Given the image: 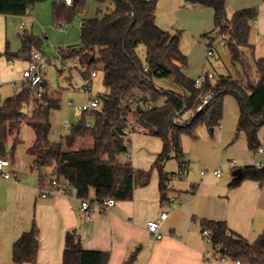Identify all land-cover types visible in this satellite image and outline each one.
Masks as SVG:
<instances>
[{"label": "trees", "instance_id": "1", "mask_svg": "<svg viewBox=\"0 0 264 264\" xmlns=\"http://www.w3.org/2000/svg\"><path fill=\"white\" fill-rule=\"evenodd\" d=\"M46 0H0V13L24 16L37 3ZM88 0H53L52 13L55 25L63 28L84 13ZM98 5L109 3L103 11L98 7L93 17L81 21L80 41L62 49L64 59L76 58L84 70L83 77L92 78V72L103 65V84L106 91L100 95L99 109L84 111L72 125L70 133L59 143L49 139L51 111L60 106L57 97L48 93L47 83L41 99L29 83L20 91L5 99L0 105V157L8 158L7 145L14 156L24 123L34 131V140L28 151L34 155L33 167L52 164L53 177L65 179L79 199H89L92 204L105 198L115 200L132 198L136 185H147L150 170L136 169L131 162L119 157L128 153L130 137L124 133L129 123L132 132H143L161 139L162 148L157 153L153 167L159 173V191L162 204L170 203L167 187L173 173L165 170V163L175 158L179 172L188 168L181 144L182 136L194 137L200 126H206L213 134L223 118L224 100L227 94L236 96L239 116L232 142L244 134L247 146L255 150L261 145L259 132L264 127V56L250 62L248 53L254 46L250 42L251 24L258 15V7H248L228 16V0H185L194 6L210 7L214 12V29L205 33L209 38L229 32L228 49L234 65L242 67V78L219 75L197 88L194 79L188 77L185 68L188 57L180 48L179 34L164 30L156 22L158 0H94ZM21 48L4 51L12 59H30L33 50L42 51L44 38L34 33L21 35ZM145 46L146 57L138 53L139 45ZM157 79H172L184 89L178 93L156 84ZM207 95L205 104L202 96ZM34 100L32 114L23 107ZM200 107L186 123L174 121L177 111ZM87 116L94 123L88 124ZM81 138H91L90 148L75 149ZM48 149H50L48 151ZM45 179L40 176V182ZM264 182V166L256 164L243 167L242 175L234 178L229 187L239 186L244 180ZM95 195L91 197V191ZM202 227L210 230L212 243L231 260L245 264H264V232L254 241L233 231L224 220L204 218ZM39 249V227L35 218L30 228L13 243L12 259L15 264H36ZM137 249L123 264H133ZM109 253L104 250L84 248L77 228L65 235L62 264H108Z\"/></svg>", "mask_w": 264, "mask_h": 264}, {"label": "crops", "instance_id": "2", "mask_svg": "<svg viewBox=\"0 0 264 264\" xmlns=\"http://www.w3.org/2000/svg\"><path fill=\"white\" fill-rule=\"evenodd\" d=\"M35 5L26 15L19 17H27L32 31L37 30V21L45 23L47 29H50L51 4ZM253 6L258 7L259 11L251 24L250 42L254 48L249 54L258 58L264 56V0H228L227 12L228 16L232 17L235 11ZM110 7L111 5L108 8ZM194 7L197 13L210 16V12H203V7ZM19 28L28 32V28L23 22ZM206 40L208 41V37ZM0 56L5 57L8 61L15 60L8 59L4 52H1ZM22 60H27V68L29 60ZM261 130L259 132L260 146L264 147L260 136ZM145 141L147 144L155 143L156 145L151 150H143L142 163H135L140 151L134 155L131 153L129 157H134L135 162H133L136 167L151 171L149 183L136 185L132 198L116 200L115 204L104 212L93 208L89 219H86L81 209V199L76 196L73 189L69 195L60 194L51 198L39 197L37 189L41 183L40 176L42 174L36 180L33 179V176L32 180L29 177L22 178L15 171L11 161L9 170L15 174L11 179L0 178V208L11 214L7 220L5 219L0 224V264H15L12 259L13 243L30 228L31 221L24 219L26 216L19 219L24 214L23 203L26 194L29 199L36 194L34 198L32 197L34 216L39 227V249L36 264H62L65 235L71 228L78 229L84 248L107 251L109 253L108 264H123L125 259L136 249L137 253L133 264H218L215 261L207 260L204 255L207 250L211 249L202 233L204 218L226 221L231 230L246 237L249 241H254L264 232V182L260 184L258 181L246 179L237 187H229V183L236 178L235 170L246 165H253L247 162L240 163L249 157L242 150L244 144L247 146L244 134L241 133L234 142H230L231 151L238 157V159H229L230 176L224 177L223 172L220 176H216L212 170H208L205 175H202L200 170L198 173H192L189 171L191 160L188 156H185L188 161L187 170L179 172V166L177 170H169L167 169L169 159L165 163V170L173 173V181L170 182L173 189L170 192L171 202L165 204H162L160 200L159 173L152 164L157 153L161 150L162 144L154 138ZM92 145L91 138H81L77 141L75 149L90 148ZM254 151L252 150L251 157H254L255 163L256 161L261 162L264 155L255 157ZM119 159L121 160V156ZM233 159L236 160L235 163L232 162ZM195 162L198 164V161ZM199 164H201L200 161ZM32 168L37 167H33L32 163ZM94 195L95 192L92 190L91 197ZM163 212L166 213V216L160 224L162 237L156 238L148 229L147 223L158 218ZM226 264L236 263L228 260Z\"/></svg>", "mask_w": 264, "mask_h": 264}, {"label": "rangeland", "instance_id": "3", "mask_svg": "<svg viewBox=\"0 0 264 264\" xmlns=\"http://www.w3.org/2000/svg\"><path fill=\"white\" fill-rule=\"evenodd\" d=\"M52 1L53 0H46L44 1L45 3L41 2L35 5L51 4L50 29H47L45 23L37 21L38 28L36 31H32L27 17L0 14V53L4 52L6 48L11 51H18L21 48V35L25 32L19 28L22 22L26 24L28 33L33 32L39 37H46L42 45V51L50 56L52 61L43 69V78L47 83L48 93L52 97H57L60 101V106L53 109L50 114L51 132L49 139L53 143H59L62 137L70 133L72 125L83 116L84 112H79L76 106L87 103L89 98H99L100 95L106 91V87L103 84L102 64L98 65L96 70L97 75L92 77V81L90 82L91 89L88 91L84 87L88 80H86L81 73L85 65L82 66L76 58H68L64 60L68 67L62 70V64L60 62V60H62L61 52L57 51V49H65L70 45L79 43L82 19L84 17L95 16L98 7L105 11L109 3L98 5L94 0H88L87 8L83 14L77 16L63 28H58L53 20ZM112 6L113 4H111V7ZM203 8V12H210V16L209 14L203 15L202 13H197L194 5L187 3L185 0H158L156 22L162 29L168 30L173 34H179L180 48L188 57V66L185 69V73L188 77L195 80L204 70H215L217 75H230L234 78L241 79L243 74L242 67L239 64L234 65L232 63L228 48L223 50L219 49L220 58L218 62L212 63L211 59L210 61L207 59L205 44L208 41L203 35L214 29V21L213 13L211 12L212 8ZM138 53L144 60L146 51L143 44L139 45ZM248 58L250 62L253 61L252 54L248 53ZM26 66L27 60L15 59L13 61H8L5 57L0 56V104L3 103L4 99L9 95L20 91L23 82L22 72ZM23 84H25V82H23ZM156 84L164 88L172 89L178 93L185 92L184 89L178 86L172 79H157ZM69 102H73L74 106H68ZM33 108L34 100L31 98L29 104L23 107V111L30 116ZM238 116V100L235 95L227 94L224 100L223 118L220 122L222 127L217 125L212 134L206 126H200L194 137L187 135L182 136L181 144L184 156H188L191 160L190 172L198 173V170L202 168L214 170L220 167L224 177L230 176L231 169L229 159H238L237 155L231 151L232 145L230 144L234 138ZM66 122L69 123L68 126H66ZM87 122L88 124H93V117L87 116ZM260 136L264 144V128H262ZM20 138L21 140L17 145L13 157H11L10 154L12 136L9 138L7 145L8 155H10L9 160L10 162L12 161V166L15 171H17L22 178L29 177V179H31L33 176V179L36 180L41 174L46 175V179L52 178L54 176V166L52 164H47L39 168H32L33 155L27 148L34 140V131L26 123L22 126ZM150 138H154L162 144L160 138L157 136L146 135L143 132H134V134L130 136L129 151L121 155V161L125 162L129 160L136 169L141 170V168L136 167L135 163H142V153L144 149L151 150L155 148V143L147 144L145 141ZM227 139H229V141H227ZM219 144H222V146H219ZM247 148L248 147L244 144L242 150L244 151L243 153L249 157L244 161H240V163L247 162L249 164H256L254 157H251L252 150ZM136 152H138L137 162H135L134 157H129L131 153L134 155ZM195 161H198V164H196L197 162ZM199 161L201 164H199ZM153 162L154 160L152 164ZM261 162L264 166V157L261 158ZM167 169L177 170L178 161L175 158H171ZM12 173L15 174V172ZM37 194L40 197L38 189ZM34 195L31 196L30 200L26 194V199L23 203L24 214L20 216V220L26 216L24 219H29V221L32 222L35 218L34 203L32 202V197L34 198ZM8 212L9 211H2L0 208V224L10 217L11 214H8Z\"/></svg>", "mask_w": 264, "mask_h": 264}, {"label": "built area", "instance_id": "4", "mask_svg": "<svg viewBox=\"0 0 264 264\" xmlns=\"http://www.w3.org/2000/svg\"><path fill=\"white\" fill-rule=\"evenodd\" d=\"M230 38L229 32H223L214 38H209L207 44H206V56L207 59L212 63L218 62L220 58V51L219 49L223 50L228 48V39ZM57 51L61 52L62 49L58 48ZM60 62H61V69L65 70L68 66L65 63V59L62 58L61 56ZM52 61L50 56L45 54L43 51L40 50H33L31 53V58L29 59V64L28 67L23 70V82L29 83L33 86L35 90V96L38 99H41L43 94H44V84L45 80L43 78V69ZM72 68V67H69ZM97 72L94 71L92 72V76H96ZM219 75L216 74L215 70H204L195 80V86L197 88H201L204 86V84L208 80H214L218 77ZM87 80V79H86ZM86 90H90V80L86 81V84L84 85ZM201 101L203 104H205L208 96H202L200 97ZM2 104V103H1ZM0 104V105H1ZM68 106H74L73 102H69ZM100 106V100L99 98H89L88 102L82 105L76 106L77 110L79 112H84V111H92L98 109ZM200 110V107H197L195 109H189L185 111H177L174 121L178 124H184L186 123L191 117L195 116V114ZM69 123L66 122V126H68ZM219 127H221V124H218ZM132 127L133 124L129 123L127 127L124 129V133L130 137L132 135ZM255 157H260L264 155V147L259 146L258 148L255 149L254 151ZM233 163L236 162L235 159L232 160ZM11 162L8 158H2L0 157V178L4 179H11L13 176V173L9 170ZM256 165L261 166L262 163L259 161H256ZM202 175H205L208 173L207 169H201L200 170ZM212 172L216 176H220L222 169L219 167L217 169L212 170ZM15 180H18L15 178ZM173 181L172 177L171 180L167 183V187L170 189L172 188V185L170 182ZM38 190L40 193V196L42 198H51L55 197L60 194L64 195H69L72 191L71 186L65 179H59L57 177H52L50 179H44L38 186ZM81 209L85 214L86 219H89L91 217V212L93 208L98 209L101 212L106 211L110 207H112L115 204V199L113 197H108L102 200L101 202H96L92 204L89 199H81ZM166 213L163 212L160 214V216L154 220H150L147 223L148 229L153 233L154 237L156 238H161L162 237V232L160 231V224L162 220L165 218ZM202 233L204 237L206 238L207 243L211 246V249L207 250L205 252V258L207 260L215 261L218 264H226L228 260H230L226 255H224L219 247L217 245H214L212 243V238H211V232L210 230L203 228ZM234 261V260H232ZM236 264H245L242 263L240 260H235L234 261Z\"/></svg>", "mask_w": 264, "mask_h": 264}, {"label": "water", "instance_id": "5", "mask_svg": "<svg viewBox=\"0 0 264 264\" xmlns=\"http://www.w3.org/2000/svg\"><path fill=\"white\" fill-rule=\"evenodd\" d=\"M49 150H50V149H48V151H49ZM242 173H243V168L240 167V168H238L237 170H235V172H234V176H235V177H238V176L242 175Z\"/></svg>", "mask_w": 264, "mask_h": 264}]
</instances>
